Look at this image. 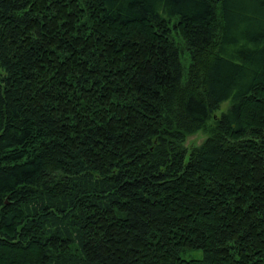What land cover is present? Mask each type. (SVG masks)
<instances>
[{
	"label": "trees",
	"instance_id": "obj_1",
	"mask_svg": "<svg viewBox=\"0 0 264 264\" xmlns=\"http://www.w3.org/2000/svg\"><path fill=\"white\" fill-rule=\"evenodd\" d=\"M0 264H264V0H0Z\"/></svg>",
	"mask_w": 264,
	"mask_h": 264
},
{
	"label": "rangeland",
	"instance_id": "obj_2",
	"mask_svg": "<svg viewBox=\"0 0 264 264\" xmlns=\"http://www.w3.org/2000/svg\"><path fill=\"white\" fill-rule=\"evenodd\" d=\"M228 107H229V102L223 103L220 109L216 112V116L219 117L222 112L227 110ZM205 138H206V135L203 132H198L192 136L187 137L184 146L187 148L198 146L204 141ZM194 256L198 257L200 256V254L199 255L194 254ZM189 257L190 255L185 256V258H189Z\"/></svg>",
	"mask_w": 264,
	"mask_h": 264
}]
</instances>
